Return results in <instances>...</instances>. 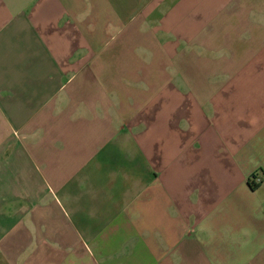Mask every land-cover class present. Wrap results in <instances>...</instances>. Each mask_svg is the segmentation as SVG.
<instances>
[{
    "label": "crops",
    "instance_id": "crops-1",
    "mask_svg": "<svg viewBox=\"0 0 264 264\" xmlns=\"http://www.w3.org/2000/svg\"><path fill=\"white\" fill-rule=\"evenodd\" d=\"M0 264H264V0H0Z\"/></svg>",
    "mask_w": 264,
    "mask_h": 264
},
{
    "label": "trees",
    "instance_id": "trees-1",
    "mask_svg": "<svg viewBox=\"0 0 264 264\" xmlns=\"http://www.w3.org/2000/svg\"><path fill=\"white\" fill-rule=\"evenodd\" d=\"M248 183H249V185H250V187L251 188H253V189H255L257 186H258V184L257 183H255L253 180H251V179H249L248 180Z\"/></svg>",
    "mask_w": 264,
    "mask_h": 264
},
{
    "label": "built area",
    "instance_id": "built-area-1",
    "mask_svg": "<svg viewBox=\"0 0 264 264\" xmlns=\"http://www.w3.org/2000/svg\"><path fill=\"white\" fill-rule=\"evenodd\" d=\"M250 179L253 180L257 184L261 182V178L260 177H256L255 175H253Z\"/></svg>",
    "mask_w": 264,
    "mask_h": 264
},
{
    "label": "rangeland",
    "instance_id": "rangeland-1",
    "mask_svg": "<svg viewBox=\"0 0 264 264\" xmlns=\"http://www.w3.org/2000/svg\"><path fill=\"white\" fill-rule=\"evenodd\" d=\"M38 168L43 169L44 167H38Z\"/></svg>",
    "mask_w": 264,
    "mask_h": 264
}]
</instances>
